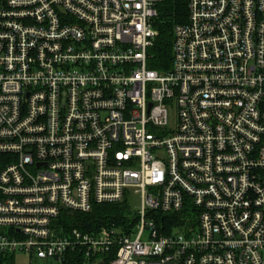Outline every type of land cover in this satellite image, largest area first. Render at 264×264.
I'll use <instances>...</instances> for the list:
<instances>
[{
	"label": "built area",
	"instance_id": "2783aa9c",
	"mask_svg": "<svg viewBox=\"0 0 264 264\" xmlns=\"http://www.w3.org/2000/svg\"><path fill=\"white\" fill-rule=\"evenodd\" d=\"M160 1L0 0V256L264 264V0H186L165 72ZM135 198L132 226H54Z\"/></svg>",
	"mask_w": 264,
	"mask_h": 264
},
{
	"label": "trees",
	"instance_id": "16d2710c",
	"mask_svg": "<svg viewBox=\"0 0 264 264\" xmlns=\"http://www.w3.org/2000/svg\"><path fill=\"white\" fill-rule=\"evenodd\" d=\"M187 19L186 0H161L157 5V16L153 20V27L157 31L152 44L147 48V66L159 72L170 69L172 62L173 27L176 23ZM195 209L189 204L175 213L160 214L156 222L163 225L160 230L167 233L173 228L180 229L188 221H193ZM127 201L120 203L94 204L90 211L63 210L54 221L58 230L67 231L78 228L83 231H96L101 227L132 226L135 218L129 216ZM0 264H13L12 255L0 256ZM63 264H82V256L78 251H71L65 256ZM99 264H109V256H103Z\"/></svg>",
	"mask_w": 264,
	"mask_h": 264
},
{
	"label": "rangeland",
	"instance_id": "374dc122",
	"mask_svg": "<svg viewBox=\"0 0 264 264\" xmlns=\"http://www.w3.org/2000/svg\"><path fill=\"white\" fill-rule=\"evenodd\" d=\"M169 121H170V123L174 122V110L173 109L169 111ZM130 201H132V203L127 202V206H128L129 211H130L129 216L134 218V211H135V208L138 206V201L136 198L131 199ZM162 228H163V225H162ZM54 262L55 261L52 259L48 261L49 264H54ZM33 263L34 264H42L41 261H36ZM13 264H28V258L22 253H17V254H15V256L13 258Z\"/></svg>",
	"mask_w": 264,
	"mask_h": 264
}]
</instances>
